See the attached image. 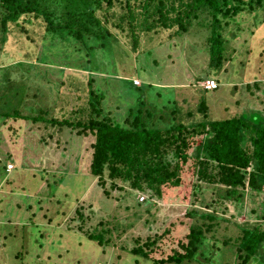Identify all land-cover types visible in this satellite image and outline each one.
<instances>
[{"label": "rangeland", "instance_id": "obj_1", "mask_svg": "<svg viewBox=\"0 0 264 264\" xmlns=\"http://www.w3.org/2000/svg\"><path fill=\"white\" fill-rule=\"evenodd\" d=\"M116 10L107 27L119 43L109 54L99 49L86 68L88 71L75 68L68 60L71 53L76 57L77 52L65 49L75 44L64 46L56 44L58 39L52 41L42 19L31 17L33 21L24 24L27 33L12 29L4 46L5 56L0 52L2 64L36 62L41 55V61L28 74L29 84L36 90L32 94L37 93V98L29 102H35L32 107L48 109L51 116L61 120H86L88 85L92 78L106 94L105 109L119 122L141 97L154 102L155 109L160 111L163 105L158 103V93L173 97L170 100L177 102V117L186 124L203 119L198 112L203 100L212 120L228 119L248 106L250 110H264V86L253 93L246 88L264 77V52H260L261 45L264 48V10L246 11L230 21L224 33L227 50L219 71L210 67L209 20L194 22L188 33L177 38H169L176 27L170 32L162 30L159 35L151 33L148 38L142 34L135 50L128 25L124 24L125 29L118 26L123 10L118 6ZM209 74L216 78L220 88L205 92L203 81ZM81 110L84 114H80ZM190 112L195 116L187 117ZM23 113L31 111L27 109ZM52 127L32 119H0V264H153V260L135 256L125 251V247L134 248L136 239H143V243L154 235H164V239L155 245L157 250L151 256L171 255L191 224L186 215L193 209V201H184L188 197L184 193L185 185L172 188L163 199H155L156 207L150 204L135 207L151 197L150 193L139 194L136 190H132L136 193L133 199L123 192L107 197L91 171H84L88 169L90 154L91 165L95 137L78 136L70 129L59 132ZM81 155L87 156L82 161L84 170L78 169ZM65 158H71V162ZM64 161L69 170L64 171ZM54 174L62 182L56 183ZM183 177L191 179L184 174ZM250 192L247 190L248 195L244 192L245 196L238 201L226 200L212 206L223 218L209 237L215 234L220 241L234 238L239 234L237 225L261 222L252 211L256 204H250ZM90 205L96 207L94 215L88 209ZM80 208L86 217L92 215L87 228L94 226L98 231L112 232L105 235L107 243L103 246L84 233L73 234L74 223L70 221L78 216ZM168 228L171 234L165 232ZM230 245L233 243L223 245L226 248L221 251L222 261L217 259L215 263L235 264V248Z\"/></svg>", "mask_w": 264, "mask_h": 264}, {"label": "trees", "instance_id": "obj_2", "mask_svg": "<svg viewBox=\"0 0 264 264\" xmlns=\"http://www.w3.org/2000/svg\"><path fill=\"white\" fill-rule=\"evenodd\" d=\"M117 6L123 10L118 26L125 29L124 24L128 25L135 50L142 34L148 38L151 33L159 35L162 30L170 32L176 27V32L169 38H177L188 33L194 22L209 20L210 67L219 71L227 50L228 40L224 33L230 21L246 11L264 10V0H0V52L5 56L4 46L8 44L12 29L27 33L24 24L32 22L31 17L42 19L48 34H52V41L58 39L56 44L64 46L75 44L65 49L77 52L76 57L71 53L68 60L75 68L88 71L86 68L92 64L99 49L103 54H109L119 43L107 27L117 12ZM262 47L261 53L264 52ZM2 58L0 119H32L36 123L52 125L59 132L70 129L78 136L95 137L91 146V165L90 154L88 169L84 170L82 161L87 156L81 155L78 169L91 171L97 186L107 197L123 192L133 199L136 193L132 190H136L139 194L150 193L151 197L145 203L138 202L135 207L144 204L156 207L158 202L155 199H163L172 188L185 185L184 193L188 197L184 201H193V209L186 215L191 224L183 239L172 249L173 253L160 258L151 256L164 235L148 237L143 243V239L138 238L136 246L131 249L125 247V251L146 261L153 260V264H220L215 262L217 259L222 261L221 251L226 248L223 245L233 243L229 247L235 248V264H264V110H250L248 106L228 119L212 120L203 100L198 106L203 119L186 124L177 117V102L170 100L173 97L166 98L158 93V103L163 105L160 111L155 109L154 102L141 97L136 106L126 110L123 121L119 122L105 109L106 94L91 78L88 118L61 120L51 116L48 109L32 107L35 102L29 104L37 98V93L32 94L36 90L29 84L28 74L37 66L35 63L41 61V55L36 62L9 65L2 64ZM206 77L216 80L211 74ZM263 80L256 79L247 85V91L253 93L254 89H261ZM240 103L241 100L236 105ZM27 109H30V114L23 113ZM80 114H84V110ZM193 116V112L187 113V117ZM65 161L70 163L71 158H65ZM65 161L64 171L69 170ZM183 174L191 176V179L184 178ZM54 178L56 183L61 181L57 174ZM247 190H251L250 204H256L252 211L261 222L237 225L239 234L234 238L220 241L215 234L209 237L223 218L218 215L217 208L211 209L212 206L224 204L226 200L238 201L245 196L244 192L247 194ZM93 208L96 209L94 205L88 207L92 215L96 212ZM77 210L78 216L70 221L74 223L71 227L73 234L84 233L85 237L101 246L107 243L105 235L112 232L98 231L94 226L87 228L92 215L86 217L81 208ZM205 220L210 223H205ZM165 232L171 234L169 228ZM241 260L243 262L240 263Z\"/></svg>", "mask_w": 264, "mask_h": 264}, {"label": "built area", "instance_id": "obj_3", "mask_svg": "<svg viewBox=\"0 0 264 264\" xmlns=\"http://www.w3.org/2000/svg\"><path fill=\"white\" fill-rule=\"evenodd\" d=\"M136 81L139 83L138 80ZM203 86L205 87V90L212 91L219 87V83L214 79H206L203 81ZM8 167L12 169L14 168L13 165H9ZM140 200H144V197H141Z\"/></svg>", "mask_w": 264, "mask_h": 264}, {"label": "clouds", "instance_id": "obj_4", "mask_svg": "<svg viewBox=\"0 0 264 264\" xmlns=\"http://www.w3.org/2000/svg\"><path fill=\"white\" fill-rule=\"evenodd\" d=\"M208 79H210V78H208ZM214 80H215V79H214ZM204 81H205V80H204ZM216 81H217V80H216ZM217 82H218V81H217ZM133 83L136 84V83H135V80H133ZM136 86H138V85H136ZM140 86H141V85H140ZM215 90H216V89H215ZM212 91H213V90H212Z\"/></svg>", "mask_w": 264, "mask_h": 264}]
</instances>
